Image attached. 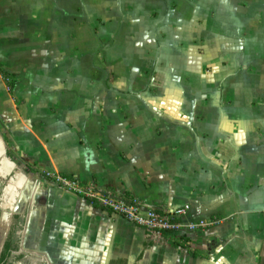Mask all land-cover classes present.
I'll return each mask as SVG.
<instances>
[{
  "label": "crops",
  "instance_id": "0c3cea01",
  "mask_svg": "<svg viewBox=\"0 0 264 264\" xmlns=\"http://www.w3.org/2000/svg\"><path fill=\"white\" fill-rule=\"evenodd\" d=\"M100 47L132 66L113 104L91 70ZM0 64L16 75L10 93L0 73V236L14 231L17 264H264V0H0ZM28 167L190 204L206 226L153 242L38 190Z\"/></svg>",
  "mask_w": 264,
  "mask_h": 264
},
{
  "label": "built area",
  "instance_id": "2783aa9c",
  "mask_svg": "<svg viewBox=\"0 0 264 264\" xmlns=\"http://www.w3.org/2000/svg\"><path fill=\"white\" fill-rule=\"evenodd\" d=\"M57 181L61 189L75 192L90 202L99 203L104 209L121 215L129 222L144 229L147 237L153 241H161L173 232L186 229L199 230L205 227L206 223L201 220H185L190 211V204L178 208L156 209L142 201L121 196L112 189L100 188L92 182L83 184L77 179L70 180L67 177L58 175Z\"/></svg>",
  "mask_w": 264,
  "mask_h": 264
},
{
  "label": "rangeland",
  "instance_id": "374dc122",
  "mask_svg": "<svg viewBox=\"0 0 264 264\" xmlns=\"http://www.w3.org/2000/svg\"><path fill=\"white\" fill-rule=\"evenodd\" d=\"M93 50H94L93 51L94 53H92V54L94 56V69L92 67L91 70L95 71L96 73H100L101 75H103V78L100 80L101 89L104 90V91H111L113 93V97H112V104H113V103H115L114 93H117V92L118 93H122V92H124L123 86H120V84H118V82H117V81L120 80V77H119V74L117 73V71H119L120 69L125 71L126 69H129L130 67L132 68V66L129 65V64L120 62L121 60H120V57H119L118 54H114V57H117V58H115V61L112 64H107L106 63V58L104 56L105 53L103 51V47L96 48V49H93ZM92 60H93V58H92ZM5 68H6V66H5ZM15 77H16V75L14 73H11L7 78L5 77L7 84L8 83L9 84L10 83H15L16 82ZM22 82L28 83L29 81L27 82V81L24 80ZM210 82H211V80L208 79V83H210ZM161 83H163V82H161ZM177 84L178 83H176V84L174 83L173 86H177ZM251 84H252V82H251ZM247 85L250 86V83H247ZM152 86L155 87L156 84H154V85L149 84L148 85V87H152ZM115 95H117V94H115ZM2 124H3V120L0 117V125H2ZM2 138L3 137L1 135V139ZM4 138L9 142V138H8V136H6V134L4 135ZM6 148H7V146H6V143H5V149ZM9 154H11L10 151H9ZM40 169H41V167H38L36 169L28 167V170L26 169L27 172H28V175H30L31 178H33V180H34L33 181V185L37 186L38 190L40 188L39 183L43 184V186L46 184V185H52V186L61 188L59 186V182L57 181L58 175H60L62 177H65V178L67 177L70 180H74L75 179L73 176L62 174L61 172H58V171H54V170H45L44 171V170H40ZM80 182H82L83 184L87 183V182H84V181H80ZM92 183H93V185H96V186H98L100 188H104V187H101L99 185L98 180H94ZM104 189H106V188H104ZM108 189H110V188H108ZM63 191H66L67 193H70V194L75 195V196L82 197L81 195H78L75 192H70V191H68L66 189L65 190L63 189ZM111 213L113 215L122 217L121 215H118L117 213H113V212H111ZM6 232H7V230L5 229L4 233H6Z\"/></svg>",
  "mask_w": 264,
  "mask_h": 264
},
{
  "label": "trees",
  "instance_id": "16d2710c",
  "mask_svg": "<svg viewBox=\"0 0 264 264\" xmlns=\"http://www.w3.org/2000/svg\"><path fill=\"white\" fill-rule=\"evenodd\" d=\"M0 73L3 75L4 79L7 78L10 74L4 70L3 66L0 64ZM6 81V79H5ZM7 83V82H6ZM9 92H13L14 83H8ZM4 185H0V196L2 194ZM90 204L99 209H104L99 203L97 202H90ZM108 211L110 214L111 211ZM19 251V244L18 242L14 241L12 234H10L7 238L0 239V264H17L19 261L23 259V254L14 255V252ZM109 264H128V262L124 259H113L110 261Z\"/></svg>",
  "mask_w": 264,
  "mask_h": 264
},
{
  "label": "flooded vegetation",
  "instance_id": "af4514ba",
  "mask_svg": "<svg viewBox=\"0 0 264 264\" xmlns=\"http://www.w3.org/2000/svg\"><path fill=\"white\" fill-rule=\"evenodd\" d=\"M9 179H10V177H7V178L5 179L4 177H2V176L0 175V185H1V184L4 185L3 189L5 188V186H7ZM0 206H1V200H0ZM0 211H1V210H0ZM10 234H12V236L15 237L14 231H13V232H9V235H10ZM0 235H1V234H0ZM4 236H5V235H4ZM5 237H6V236H5ZM1 238H2V237L0 236V239H1Z\"/></svg>",
  "mask_w": 264,
  "mask_h": 264
},
{
  "label": "water",
  "instance_id": "95a60500",
  "mask_svg": "<svg viewBox=\"0 0 264 264\" xmlns=\"http://www.w3.org/2000/svg\"><path fill=\"white\" fill-rule=\"evenodd\" d=\"M4 152V151H3Z\"/></svg>",
  "mask_w": 264,
  "mask_h": 264
}]
</instances>
